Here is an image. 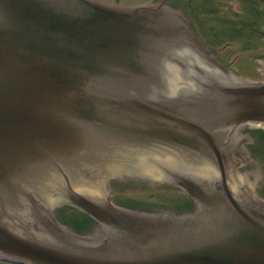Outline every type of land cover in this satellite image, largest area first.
I'll use <instances>...</instances> for the list:
<instances>
[{"label":"water","instance_id":"water-1","mask_svg":"<svg viewBox=\"0 0 264 264\" xmlns=\"http://www.w3.org/2000/svg\"><path fill=\"white\" fill-rule=\"evenodd\" d=\"M154 12L155 6L94 0H0L4 259L264 264V202L248 189L234 194L227 187L219 153L225 143L216 132L264 121V81H217L210 71H228L186 20L175 25ZM181 47L186 51L176 54ZM189 49L206 65L192 66L196 87L182 96L176 87L188 85L168 62L194 60ZM167 148L178 154L164 165L197 202L195 211L142 213L109 202L108 181L119 172L161 182L157 161L126 164ZM59 202L81 208L97 226L87 234L72 231L53 215Z\"/></svg>","mask_w":264,"mask_h":264},{"label":"flooded vegetation","instance_id":"flooded-vegetation-1","mask_svg":"<svg viewBox=\"0 0 264 264\" xmlns=\"http://www.w3.org/2000/svg\"><path fill=\"white\" fill-rule=\"evenodd\" d=\"M94 1L127 8L155 6L153 16H156L158 20H170L175 25L179 21L186 20L191 29L206 44L215 59L222 63L232 74L249 79H261L264 76V68L262 70L260 68V65H264V63L259 59H264V35L259 32H264V30L252 28L262 36L259 43H262V45L245 43L244 46H240L242 51H238V48L233 47V43H235L233 40H226L219 48L213 46L216 38L227 35L238 36L239 26L249 30L250 21L256 19L264 21V0H238L244 4L245 8L242 11L237 8L235 0H229L225 8L218 6L217 0ZM161 10H171L175 13L166 15L161 13ZM208 37H211V39H207ZM246 39L249 40V38ZM235 49L237 53H235ZM254 53H257V57H253ZM177 63L184 65L185 62L180 61ZM216 132L222 134V140L225 143L222 147H219V153L220 159L223 161L222 164L226 165L222 175L225 177L227 187L231 188L234 183L231 175L239 176L235 179L238 193L248 189L252 194L264 200V123L248 120L232 127H221ZM166 150L168 154L173 153L170 149ZM151 159L154 160L152 153L146 152L144 155L128 159V166L141 164L142 161L148 163ZM209 160L211 163L219 165L214 157ZM162 167L164 174L160 179L161 182L145 178L146 176L143 173H119L120 178L108 181L109 199L118 206L147 212L159 209L174 210L175 206L177 208L182 207L179 203L175 204V187L170 182L173 171L166 166ZM139 180L144 181L141 188L138 187ZM125 184L129 186L126 187ZM149 185L150 188L154 187L156 189L153 193H148L146 198H143L142 193L149 189L147 187ZM178 191L181 192L179 189ZM158 195L162 196L159 197ZM182 200V202H185L184 199ZM185 204L187 203L185 202Z\"/></svg>","mask_w":264,"mask_h":264},{"label":"rangeland","instance_id":"rangeland-1","mask_svg":"<svg viewBox=\"0 0 264 264\" xmlns=\"http://www.w3.org/2000/svg\"><path fill=\"white\" fill-rule=\"evenodd\" d=\"M231 1H234V0H231ZM228 2H229V0H217V5L218 6H221L222 8H225V6L228 5ZM237 2H238V4H237ZM235 4L237 5V8L239 9V11H242L245 8L243 6L244 4H243L242 1L235 0ZM236 5H234V6H236ZM249 24H250V29L249 30L248 29H244V28H242L240 26L238 27V36H235V35H233V36L227 35V36H223L222 38H216L215 39L216 40L215 41V44L213 46L214 47L215 46L216 47L218 46V48H219V47H221L226 42V40H228V41L233 40V42H235V43H233V47H235L236 49L238 48V51H242L240 49V46H244L245 43L246 44H250V45H253V44L258 45V43L260 42V37L254 32V30L252 28L253 27L258 28V26H260V29L264 30V21H259L258 19H256L254 21H250ZM245 30H247V31H245ZM246 38H249V40H247ZM207 39L210 40L211 37H208ZM259 45H262V43L259 44ZM236 49H235V51H236ZM235 53H237V51ZM253 57H257V53H254ZM261 62H264V60H262ZM256 66H258V65L256 64ZM260 68L262 70L264 68V65H260ZM155 189L146 190V192H143L142 193V197L143 198H146L147 195H148V193H153L155 191ZM158 196L161 197L162 195H158ZM176 196L183 197L185 195H183L181 193V194H177ZM186 200L188 201L187 198H186ZM63 212H64V210H63ZM61 218H63V220H65L70 226H73L76 229H83V227H84L81 224L82 221L84 220V217L80 213L73 212L72 215H70V213L64 214V215H62ZM0 264H15V263H11V262H6V261H1L0 260Z\"/></svg>","mask_w":264,"mask_h":264},{"label":"bare ground","instance_id":"bare-ground-1","mask_svg":"<svg viewBox=\"0 0 264 264\" xmlns=\"http://www.w3.org/2000/svg\"><path fill=\"white\" fill-rule=\"evenodd\" d=\"M238 178H239V176H237ZM177 186L179 187V188H184L182 185H180V184H177ZM109 195V194H108ZM109 202L111 203V204H113V205H116V204H114L115 202L114 201H111V200H109ZM61 204H64V205H66V204H69V203H67V202H59V203H57V204H55L54 206H53V209L52 210H54V209H56V208H61L62 206H60ZM117 206V205H116Z\"/></svg>","mask_w":264,"mask_h":264}]
</instances>
